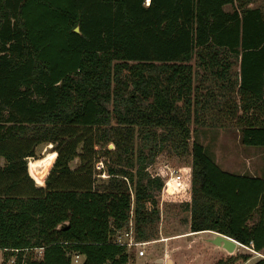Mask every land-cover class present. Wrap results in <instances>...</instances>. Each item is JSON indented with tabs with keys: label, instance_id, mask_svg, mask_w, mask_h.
Instances as JSON below:
<instances>
[{
	"label": "trees",
	"instance_id": "16d2710c",
	"mask_svg": "<svg viewBox=\"0 0 264 264\" xmlns=\"http://www.w3.org/2000/svg\"><path fill=\"white\" fill-rule=\"evenodd\" d=\"M253 1L0 0V264L133 263L115 239L131 213L137 242L157 238L161 151L190 156V232L264 250V179L221 170L190 141L204 111L237 98L241 144L264 146V0ZM43 143L54 147L37 187L27 160ZM101 157L96 188L86 170Z\"/></svg>",
	"mask_w": 264,
	"mask_h": 264
},
{
	"label": "rangeland",
	"instance_id": "374dc122",
	"mask_svg": "<svg viewBox=\"0 0 264 264\" xmlns=\"http://www.w3.org/2000/svg\"><path fill=\"white\" fill-rule=\"evenodd\" d=\"M259 2L260 0H254L251 6H257ZM225 9L229 10L230 7L226 6ZM232 70L233 73L236 72V65L233 66ZM234 102L236 103L235 105L232 101L226 103L219 101L215 103L212 109L204 111L202 114V117L206 119L204 124H190V141L195 140L199 142L203 146L205 154L209 159L223 171L264 177V146H245L241 144L239 136L241 128L243 127V119L246 115H241V111L239 110L235 111L239 112V115L234 113L235 106L238 107L237 98H234ZM53 147L54 145L51 143L39 145L35 160L32 158L28 160L29 172L37 183L41 182V177L35 176L32 169H36L39 172L43 171L46 163L44 164L41 160L43 161L49 156ZM106 147L111 150L113 145L109 144ZM96 148H99V145ZM80 149L81 146L78 147L79 152ZM31 162H37L36 164L38 165L29 168ZM164 162L180 170L185 180L184 187L181 190L167 189L164 192L162 201H160V193L157 195L159 201L158 236L154 240L147 241L148 244L141 247L144 251V257L140 258L137 264H159L154 263V259L165 257L168 253L166 252L169 248L168 245L173 240L182 244V246L180 244V246L169 249L172 257L176 260V264H216L219 259H226L229 256L238 254H244L248 259L246 261L239 260L235 264H252L264 257V250L256 253L244 246H237L231 253L223 249L222 251L221 249L218 250L216 246L207 242V238H213L215 236L211 233L200 235L199 237L189 236L181 238V236H176L183 230H186V224L189 219L188 212L183 208L182 200L190 193L191 159L188 155H175L172 152L161 151L154 159V166L156 167L159 163ZM77 163L78 159H74L69 165L71 168H74ZM109 165L110 161L108 158L101 157L92 168H87L86 171L90 173L89 175L86 173V176L94 182L96 188H101L108 181L106 169ZM176 237L179 239H174ZM163 238L165 240H162ZM141 248L131 250L134 257V261L131 264H136L137 252ZM217 251L220 253V256H218ZM1 261L2 253L0 250V263Z\"/></svg>",
	"mask_w": 264,
	"mask_h": 264
},
{
	"label": "built area",
	"instance_id": "2783aa9c",
	"mask_svg": "<svg viewBox=\"0 0 264 264\" xmlns=\"http://www.w3.org/2000/svg\"><path fill=\"white\" fill-rule=\"evenodd\" d=\"M100 169V168H97ZM156 175L162 180V187L160 190V201L163 199L164 192L167 189L181 190L184 187V177L181 174L180 170L171 166L169 163H159L155 167ZM133 199V196L131 195ZM115 242L125 246L128 250H132L134 248H141L148 244V242H137L134 239V231H133V220L132 213L130 214V219L128 221L127 228L115 239ZM35 256L38 258L42 254V247L31 249ZM138 256H143L144 251L141 248L137 252ZM81 256L79 254H75L72 258L71 264H79V258ZM4 264H24V257L18 262L15 255L9 256L7 260H5Z\"/></svg>",
	"mask_w": 264,
	"mask_h": 264
},
{
	"label": "crops",
	"instance_id": "0c3cea01",
	"mask_svg": "<svg viewBox=\"0 0 264 264\" xmlns=\"http://www.w3.org/2000/svg\"><path fill=\"white\" fill-rule=\"evenodd\" d=\"M41 145V144H40ZM39 146V145H38ZM38 146L36 147V149H35V157H36V151H37V148H38ZM29 159H31V158H29ZM28 159V160H29ZM33 159V158H32ZM28 160H27V170H28V173H29V175L31 176V174H30V172H29V169H28ZM33 160H35V158L33 159ZM0 164H2V160H1V162H0ZM34 172H35V176H39V177H41V182H39V183H37L36 182V180L31 176V178L33 179V182H34V184L38 187H42L43 186V178H42V176L39 174L40 172L38 171V170H36V169H34ZM42 172V171H41ZM37 174V175H36ZM252 176H259V177H261V178H263L264 179V177L263 176H260V175H252ZM186 230H183L181 233H179L178 235H176V236H181V238L182 237H189V236H195V237H199L200 235H204V234H209V233H211V234H214V235H216V233L215 232H212V231H202V232H197V233H192V232H190V230H189V226H188V223L186 224ZM188 230V231H187ZM186 235V236H185ZM174 239H179V238H174ZM209 239L210 238H207V242H209ZM162 240H165V238H163ZM172 241V240H171ZM169 244V243H168ZM180 244L181 243H177V242H175V240H173V242L171 243L170 242V244L168 245L169 246V248H168V250L166 251V252H168L166 255H165V257H159V258H155L154 259V263H159V264H167V261L168 260H170V264H176V260H174V257H172V255H171V253H170V251H169V249L171 248V247H176V246H180ZM181 246H182V244H181ZM217 249L219 250V249H221V251H222V248H220V247H217ZM217 253L219 254L218 256H220V253L217 251ZM144 256H136V264L138 263V260L140 259V258H143ZM159 259H161L162 261L160 262V261H158ZM79 263L80 262H82V260H83V257L81 256L79 259Z\"/></svg>",
	"mask_w": 264,
	"mask_h": 264
},
{
	"label": "water",
	"instance_id": "95a60500",
	"mask_svg": "<svg viewBox=\"0 0 264 264\" xmlns=\"http://www.w3.org/2000/svg\"><path fill=\"white\" fill-rule=\"evenodd\" d=\"M74 31L79 32V28L75 27ZM209 242L213 244L214 246L220 247L223 250L230 252V253L233 252L237 248V246H242L240 243H238L234 239L228 236H225L223 234H218V233H216V235L213 238H210ZM158 261L161 262L162 260L159 259ZM167 264H170V260L167 261Z\"/></svg>",
	"mask_w": 264,
	"mask_h": 264
}]
</instances>
